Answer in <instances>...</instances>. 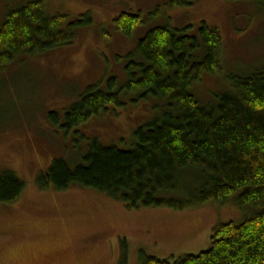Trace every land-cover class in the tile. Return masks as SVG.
<instances>
[{
    "label": "rangeland",
    "instance_id": "obj_1",
    "mask_svg": "<svg viewBox=\"0 0 264 264\" xmlns=\"http://www.w3.org/2000/svg\"><path fill=\"white\" fill-rule=\"evenodd\" d=\"M29 1L0 0V29L9 12ZM46 9L71 20L90 14L93 23L78 29L71 45L24 55L0 72V173L11 171L26 184L16 203L0 206V264H120L124 251L128 264H140L142 253L174 263L207 251L219 224L250 216L235 198L185 211L130 210L96 191L58 192L38 184L53 159L76 163L89 139L131 148L134 133L164 112L163 100L123 95L121 107L110 106L68 135L48 117L64 115L85 88L111 76L124 86L127 56L158 26L190 27L192 35L202 23L218 29L222 70L191 89L202 105L215 103L218 94L232 92V76L264 67L263 7L247 0H197L181 8H171L170 0H46ZM124 13L143 21L130 37L114 23Z\"/></svg>",
    "mask_w": 264,
    "mask_h": 264
},
{
    "label": "trees",
    "instance_id": "obj_2",
    "mask_svg": "<svg viewBox=\"0 0 264 264\" xmlns=\"http://www.w3.org/2000/svg\"><path fill=\"white\" fill-rule=\"evenodd\" d=\"M196 1L170 0V6L189 7ZM247 1L264 9V0ZM142 22L141 16L124 13L114 23L130 37ZM92 23L90 14L71 20L49 14L46 0L27 2L9 12L0 29V72L24 55L71 45L78 29ZM189 29L149 30L127 56L124 86L111 76L104 85L85 88L64 115L49 114L50 124L68 135L110 106L121 107L123 95L163 100L164 112L134 133L131 148L89 139L76 163L53 159L38 184L58 192L96 191L130 210L185 211L235 198L250 216L241 223L219 224L207 251L174 263L142 253L140 264H264V67L245 77L232 76V92L202 105L191 89L204 75L221 72L223 40L206 23L197 35ZM25 189L15 173H0V206L16 203ZM124 252L120 264H128Z\"/></svg>",
    "mask_w": 264,
    "mask_h": 264
}]
</instances>
